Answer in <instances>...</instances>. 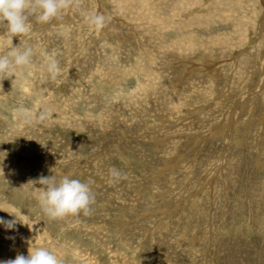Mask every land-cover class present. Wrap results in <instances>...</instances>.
Instances as JSON below:
<instances>
[{
  "label": "rangeland",
  "instance_id": "rangeland-1",
  "mask_svg": "<svg viewBox=\"0 0 264 264\" xmlns=\"http://www.w3.org/2000/svg\"><path fill=\"white\" fill-rule=\"evenodd\" d=\"M29 21L12 39L0 23V54L32 51L0 76V208L31 221L0 225V260L264 264V0H75ZM53 172L90 182L89 216H45L33 189Z\"/></svg>",
  "mask_w": 264,
  "mask_h": 264
},
{
  "label": "clouds",
  "instance_id": "clouds-1",
  "mask_svg": "<svg viewBox=\"0 0 264 264\" xmlns=\"http://www.w3.org/2000/svg\"><path fill=\"white\" fill-rule=\"evenodd\" d=\"M75 0H0V23L6 29L5 35L9 38L22 37L31 34L30 16H34L39 24H49L58 21L66 11H70ZM85 19L96 30L106 26L107 18L103 13L95 15L88 13ZM21 41V40H20ZM12 47L4 54H0V76L17 77L20 71L32 64V51L30 48ZM41 55L47 66V72L55 78L59 73L57 61L53 55L42 52ZM15 80V79H14ZM45 119L43 113L37 117ZM27 122H31L30 119ZM50 177H41L38 182L42 185L33 189L34 198L45 214L53 221L66 218H78L83 215L89 216L92 212V205L95 203V196L90 187V182L73 178L70 175H61L57 172ZM57 176L59 179L57 180ZM112 178H121L122 173L115 168L110 169ZM11 210L0 208L13 216L12 220L0 218V225L7 229H14L17 222L24 225L31 223L26 215L17 209L15 205L8 206ZM0 264H62V260L47 246H30L28 255L18 254L14 259L0 260Z\"/></svg>",
  "mask_w": 264,
  "mask_h": 264
},
{
  "label": "bare ground",
  "instance_id": "bare-ground-1",
  "mask_svg": "<svg viewBox=\"0 0 264 264\" xmlns=\"http://www.w3.org/2000/svg\"><path fill=\"white\" fill-rule=\"evenodd\" d=\"M71 11V10H70ZM261 26V25H260ZM263 53V52H262ZM208 71V70H207ZM246 97V96H245ZM106 100V99H105ZM255 119V118H254ZM250 122V121H249ZM229 126V125H228ZM261 187V186H260ZM243 199V198H242Z\"/></svg>",
  "mask_w": 264,
  "mask_h": 264
}]
</instances>
